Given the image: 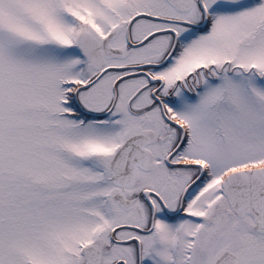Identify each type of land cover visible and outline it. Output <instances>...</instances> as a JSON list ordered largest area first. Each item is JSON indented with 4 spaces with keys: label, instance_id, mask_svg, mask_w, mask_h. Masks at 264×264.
<instances>
[{
    "label": "snow or ice",
    "instance_id": "1",
    "mask_svg": "<svg viewBox=\"0 0 264 264\" xmlns=\"http://www.w3.org/2000/svg\"><path fill=\"white\" fill-rule=\"evenodd\" d=\"M0 264H264V0H0Z\"/></svg>",
    "mask_w": 264,
    "mask_h": 264
}]
</instances>
